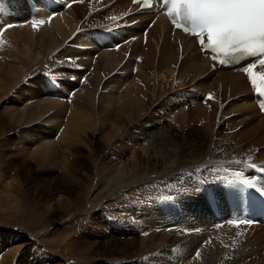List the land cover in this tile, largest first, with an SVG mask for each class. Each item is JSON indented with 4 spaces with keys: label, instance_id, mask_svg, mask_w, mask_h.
<instances>
[{
    "label": "bare ground",
    "instance_id": "obj_1",
    "mask_svg": "<svg viewBox=\"0 0 264 264\" xmlns=\"http://www.w3.org/2000/svg\"><path fill=\"white\" fill-rule=\"evenodd\" d=\"M129 1L119 0L110 11L123 10ZM32 3L0 0V26L20 23L15 29H8V33L4 32L0 39V57L10 59L6 66L0 65V80L8 82L6 89L15 87L13 92L18 101L23 100L25 105L32 103V110H26L23 103L17 106V100L15 103L12 99L8 104L12 110H9L10 117L5 116L0 122V134H8L14 120L16 127L32 124L20 128V134L16 133L17 160L2 164L12 168L22 183L27 181L25 175L30 173L35 162L40 165L38 169L60 165L61 170L67 169L68 175L55 177L56 184L65 191L72 173L77 171L69 164L68 157L78 156L77 148L73 147L79 140L86 141L88 135V142L92 141L96 152L102 156L115 146L113 140L126 142L129 138L143 145L148 155L140 159L133 151L130 159L118 160L103 186L118 183L123 169L126 177L134 175L144 179L136 199L144 227L140 236L141 264H246L234 244L226 246L220 242L234 235V227L228 219L231 213L239 214L247 209L255 215L257 225L249 229L236 227L239 232L234 239L248 254L264 260V196L259 192L250 194L257 188H264V118L255 107L247 75L225 68L210 71L192 39L176 33L170 41V27L163 19L158 20L149 35L142 39V29L135 27L131 30L135 39L127 42L128 37L118 32L103 30L105 39L98 31L86 29L102 19L99 13L79 21L72 9L65 10L56 0H32ZM32 20L44 23L33 31ZM159 35L161 41L157 45L155 39ZM176 38L181 41V50L174 41ZM125 53L131 58L120 66ZM28 66L36 70L25 77ZM167 77L171 78L170 82ZM176 86L181 89L176 90ZM240 100L243 110L234 113V104ZM160 104L167 113L166 123L154 127L149 111ZM17 107L23 110L17 112ZM29 112H33L34 119ZM117 115L125 119L123 129L109 123ZM102 134H107L104 141H109L111 147L96 141L94 135ZM40 136L45 138L26 141ZM254 141L259 146L251 152ZM21 143L31 156L22 153ZM122 148L131 150L130 145ZM42 150L47 151L42 152L43 158ZM33 152L39 158L33 157ZM233 153H238L237 158L231 157ZM230 163L233 166L227 171L225 165ZM2 164L0 168L5 167ZM78 165L75 162V166ZM85 171L81 170L80 178ZM237 173L242 174L243 179L254 175L250 181L255 182V187L244 188ZM8 177L0 174L2 212L17 207L20 197L12 194L14 190H10ZM55 178L37 186L45 183L39 196L48 199L44 203L46 209L59 208L64 198L63 195L48 198L53 191L50 189L57 187L52 185ZM83 178H90V174ZM237 184L239 190H234ZM211 203L217 205V214L211 212ZM224 204L230 208L225 210ZM115 225L120 229L119 234L124 232L122 224ZM220 226L226 227L223 239H219ZM111 238L112 235L108 242H113ZM0 239V264H3L6 257L12 258L24 245L23 240L18 242L16 238L5 240L0 235ZM153 240H157L158 245L150 251ZM35 250L31 256L24 255L23 264H38L45 259L46 253H43L41 259L35 260L41 255L39 248Z\"/></svg>",
    "mask_w": 264,
    "mask_h": 264
},
{
    "label": "rangeland",
    "instance_id": "obj_2",
    "mask_svg": "<svg viewBox=\"0 0 264 264\" xmlns=\"http://www.w3.org/2000/svg\"><path fill=\"white\" fill-rule=\"evenodd\" d=\"M83 7L84 5H82V2H79L76 6H72L71 9L74 11V15L77 17V19H82L85 16ZM84 19H82V21L86 20ZM18 24L20 25V23ZM6 31L5 33L9 32L8 29ZM9 62L10 59H7L6 57H0V65L6 66ZM122 65L123 64L120 62V66ZM43 67L48 68L47 65H44ZM27 69L28 70L25 72V77L29 76L36 70L35 68H31V66H28ZM117 71L118 70H115L114 73ZM181 79L182 78H180V82H182ZM167 81L170 82L171 78L167 77ZM172 82L175 83L176 81ZM172 82L171 84L173 85L174 83ZM177 82H179V79ZM7 83L8 82L6 80H0V84H2L0 86V122H2L1 120L5 118V116L10 117V111L12 109L10 110L8 104L12 103V99L15 101V103L17 100L15 98L17 94L13 92V88L15 87H11L9 84L10 89H6L5 84ZM180 89V86H176V90ZM197 92L199 95L201 94L202 97L205 96L204 93H201L200 91ZM17 102V106L23 103L26 110H32L30 107L32 103L27 102V105H25L23 100L22 102L17 100ZM229 102L230 101L227 100V103ZM243 107L242 101L240 100L234 104L233 112L239 113L241 110H243ZM16 110L17 112H21L23 108L17 107ZM3 113L6 114L4 115ZM29 113V115L34 119V117L31 115L33 112ZM149 113L150 117L153 119L154 127L165 125V116L167 113L161 104L157 107L153 106ZM136 117L137 116L134 118ZM43 119H45V117L42 118V120ZM124 120L125 119L122 116L117 115L112 117L109 123L115 128L123 129L125 125ZM15 122L16 120L12 122L13 124H10V132L8 134H0V164H2L3 161H8L10 163L11 161L14 162L17 160L18 157H15L16 153L14 146V140L18 137L16 133L20 134V132H18L20 128L22 130L28 127V125L32 124H20V126L16 127L17 124ZM13 127L14 129L11 131V128ZM88 133L89 135L91 134L90 132ZM94 137H97L96 141L100 145L104 144L111 147L109 145V141H104V139L106 140L107 138V134H102L100 136L94 135ZM35 138L44 139L45 136L34 137L30 140L27 139L26 141H32ZM85 139L86 141L79 140L76 143V146L73 147V149L77 148L78 156L74 155V153V156L71 155L68 157V162L70 165L73 164L74 168L77 170L74 173L76 177L77 175L82 174V169H86L85 174L82 176L84 177L85 175L90 174V178L86 179L82 177L79 179V181H76L77 184H74L76 187L74 190H72V194L70 195L71 199L63 198L59 208L51 207V210L46 209L44 207V203H46L48 199L44 200L45 198L39 196L44 189L43 185H45V183H42L38 188L37 186L41 182L48 181L50 178L58 177L60 174H63V176L68 175L67 169L61 170L60 165L53 167L48 166L44 169H38L40 165L35 162L30 173L25 175L27 177V181L22 183L19 177L16 176V173L13 172L12 168H10L5 163V165L2 164L5 167L2 166L3 168H0L1 176L3 178L9 176L8 178L12 183L9 179L7 180H9L8 183L11 184L10 190H14L12 194L15 193V196L20 197L17 198V207L5 210V212L0 210V235H2L3 239L5 240H10L11 238H16L18 242L23 240L21 243L22 246L24 245L12 258L10 256L6 257L2 262L3 264H23L24 255H26V253L29 256L35 254V247L41 250V255L35 257L34 259H41L42 254L46 253V257L44 259L46 264H141L139 259L141 254L140 236L144 227L142 224V213L138 207L136 199L138 197V187L144 179L142 176L139 178L135 177L134 175L131 177H126V170L123 169L121 171V176L118 183L106 186V188H104L103 182L116 168L115 164L118 162V160L129 158V156L132 155H130V153L133 151L136 152L134 155H137L140 159H143V156H147L148 153H144L143 145L140 146L137 142L127 138L126 142L118 139L113 140L112 143L115 146L112 147L108 152L105 151L102 156H99L93 147V142H88V135ZM4 143L7 144V146ZM221 143L222 142H220V144ZM88 144L91 146H88ZM126 145H130L131 150L127 151L122 148ZM258 146L259 144L254 141L251 152H254ZM20 148L23 150L22 153L31 156L30 153H28L29 149L23 148L22 143ZM43 151L44 150L40 152L41 155ZM238 153H233L231 157L237 158ZM149 154L151 155L150 152ZM33 155V157L39 158L36 152H33ZM75 162L79 165L75 166ZM88 166H92V168H88ZM93 166L96 171L93 170ZM232 166L233 163L226 164L225 168L227 171H229ZM7 171L10 172L8 173ZM11 175L13 177H11ZM45 175H47L48 178ZM244 178L245 180L250 181L251 179L255 178V176L247 175ZM15 179L18 180V183H13ZM56 182L57 179L52 183V185L54 186ZM17 186L20 189H18ZM94 187L95 190H93ZM35 188H37V192H35ZM15 189L19 192H17ZM234 190H239L238 184L234 186ZM58 195L62 194L60 193L56 195V192L54 191L51 192V196H48V198L57 197ZM66 202H68V204ZM108 222L109 224L107 225ZM115 223L122 224L124 228L123 233L119 234L120 229L115 225ZM232 226L235 230L234 235L230 240L221 241L220 244L226 246L229 244H234L236 246V252L242 253L246 264H264V260L262 258L248 254L246 249L235 241L234 238L239 232V229L244 228L237 229L233 224ZM249 228L250 226L246 227L245 229ZM225 229L226 227L220 226L221 232L219 239H223L226 236ZM45 232H47L49 235H44L43 233ZM111 235L112 240H116L114 236H117L119 243L108 242V238L111 237ZM56 237H58V239ZM51 238L54 239L51 240ZM157 245V240L151 241L149 250L154 251ZM128 260L130 261L128 262Z\"/></svg>",
    "mask_w": 264,
    "mask_h": 264
},
{
    "label": "snow or ice",
    "instance_id": "obj_3",
    "mask_svg": "<svg viewBox=\"0 0 264 264\" xmlns=\"http://www.w3.org/2000/svg\"><path fill=\"white\" fill-rule=\"evenodd\" d=\"M162 4L166 9L165 15L174 27L194 36L201 51L211 53L213 61L229 65L244 58H255L238 70L247 75L254 92L264 97V0H162ZM31 23L35 29L44 21L32 20ZM257 64L261 69L259 83L254 74ZM261 110L264 111V105ZM237 179L244 188L255 187L254 181L243 179L240 173H237ZM256 190L260 196H264V188ZM229 223L239 227L249 221L234 219Z\"/></svg>",
    "mask_w": 264,
    "mask_h": 264
},
{
    "label": "crops",
    "instance_id": "obj_4",
    "mask_svg": "<svg viewBox=\"0 0 264 264\" xmlns=\"http://www.w3.org/2000/svg\"><path fill=\"white\" fill-rule=\"evenodd\" d=\"M76 171H74L73 173H72V176H71V178L69 179V181H68V183H67V185H66V190L65 191H62L61 190V188H60V186L58 185V184H55L54 186H57L56 187V189H55V187L54 188H51L50 190H53L52 192H56V194H58V193H61L63 196H64V198H70L71 199V197H70V195L72 194V190H74L75 189V183H76V181H79V179H80V176L79 175H77V177L74 175V173H75ZM77 184V183H76ZM67 204H68V202H66ZM47 229V228H46ZM45 229V230H46ZM116 238V240H113V242L114 243H119V241H118V238L117 237H115ZM14 239H12L11 241H13ZM2 245V241H1V239H0V246ZM41 251V250H40ZM130 260H128V262H129ZM38 264H46L45 262H44V259H42V260H40L39 262H38ZM125 264H127V263H125ZM129 264V263H128Z\"/></svg>",
    "mask_w": 264,
    "mask_h": 264
}]
</instances>
